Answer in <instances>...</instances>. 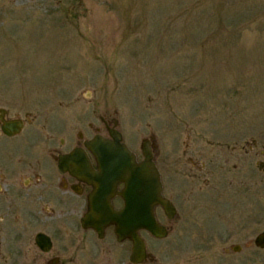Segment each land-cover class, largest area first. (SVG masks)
<instances>
[{"label":"rangeland","instance_id":"obj_1","mask_svg":"<svg viewBox=\"0 0 264 264\" xmlns=\"http://www.w3.org/2000/svg\"><path fill=\"white\" fill-rule=\"evenodd\" d=\"M74 103L117 119L139 157L145 139L164 159L201 134L209 159L231 160L219 190L180 203L174 219L157 207L170 232L141 231V264H264L254 244L264 230V0H0V108L43 118ZM94 238L86 255L55 252L65 264H133L131 242ZM51 256L34 244L17 264Z\"/></svg>","mask_w":264,"mask_h":264},{"label":"flooded vegetation","instance_id":"obj_2","mask_svg":"<svg viewBox=\"0 0 264 264\" xmlns=\"http://www.w3.org/2000/svg\"><path fill=\"white\" fill-rule=\"evenodd\" d=\"M75 104H61V107H68L61 113L49 108L43 118L29 110L20 112L0 108V264H17L19 253L27 255L34 244L42 254L52 253L47 264H65L60 257L62 252H55L56 247L68 252L83 249L80 254L86 251V255L91 250L87 245L89 238L104 239L108 234L117 238L114 225L106 226L101 236L94 227H85L83 218L91 212L94 200L110 201L116 210L125 206V181L109 176L111 182L108 185L98 182L102 175L101 161L91 148L97 138L115 142L118 137L111 132L119 130V121L104 114L97 116L95 109H86L89 113H82L78 108L76 113ZM93 116L99 117L101 126L96 125ZM18 122L22 126L17 133L5 132V129L14 130V123ZM121 133L120 143H125L132 150ZM144 143L151 149L152 161L161 175L164 195L163 177L168 172L172 177L171 193L168 192L166 197L175 205L177 212L180 203L196 202V196L204 189L219 190L221 181L217 174L231 161L209 159L201 134L183 137L178 142L180 154L173 149L169 158L164 159L149 139H145L142 145ZM231 148L235 149V145ZM248 153L251 151H245ZM136 160L143 161L144 155L139 157L136 154ZM84 163L89 166V171L83 170ZM232 165L236 169L242 164L238 160ZM178 174H184L187 180H180ZM177 181L187 188L188 196L181 183L176 184ZM53 227L54 233L50 231ZM40 233L51 238L50 251L37 244ZM127 241L132 244L129 239L120 243Z\"/></svg>","mask_w":264,"mask_h":264},{"label":"water","instance_id":"obj_3","mask_svg":"<svg viewBox=\"0 0 264 264\" xmlns=\"http://www.w3.org/2000/svg\"><path fill=\"white\" fill-rule=\"evenodd\" d=\"M21 126L20 122L14 123V130L5 129V132L17 133ZM111 134L118 137L115 142L97 138L90 145L101 161L102 175L97 181L108 185L111 182L109 176H117L125 181V206L116 210L110 201L94 200L91 212L83 218V225L94 227L101 236L106 226L114 225L119 241L130 239L133 243L130 261L140 264L149 257L147 243L140 231L146 230L157 238H166L169 235V229L157 219L156 207L160 205L170 219L175 217L177 209L163 196L161 176L152 161L148 144L144 143L143 146L144 160L137 162L136 154L125 143H120L122 133L116 130ZM83 170L89 171L87 163H84ZM37 244L45 251L52 248L51 238L46 234L37 235ZM254 244L264 249V230L255 236ZM234 249L239 250L241 247L236 245Z\"/></svg>","mask_w":264,"mask_h":264}]
</instances>
